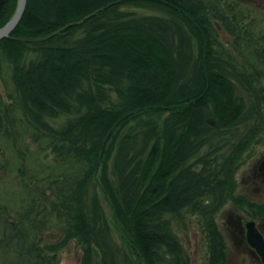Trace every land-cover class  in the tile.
<instances>
[{
    "label": "trees",
    "instance_id": "1",
    "mask_svg": "<svg viewBox=\"0 0 264 264\" xmlns=\"http://www.w3.org/2000/svg\"><path fill=\"white\" fill-rule=\"evenodd\" d=\"M13 3L0 0V27ZM235 7L28 0L14 38L85 21L44 42L0 41V154L9 157L0 172L15 186H0V264H57L49 254L72 242L81 264H189L179 234L188 214L206 237L208 264H227L217 216L244 202L236 174L264 133V39ZM216 24L238 58L216 39ZM101 195L132 256L116 247ZM256 209L264 218V204ZM52 228L61 238L44 250Z\"/></svg>",
    "mask_w": 264,
    "mask_h": 264
},
{
    "label": "rangeland",
    "instance_id": "2",
    "mask_svg": "<svg viewBox=\"0 0 264 264\" xmlns=\"http://www.w3.org/2000/svg\"><path fill=\"white\" fill-rule=\"evenodd\" d=\"M222 3L232 4L237 11H242L245 14L244 23L248 24L253 22L255 27L252 31L258 35L257 38L264 39V0H221ZM18 0H14L12 16L5 19L3 25L0 28L6 26L13 15L15 14L17 8ZM249 9V10H248ZM217 35L216 39L223 45L224 49H230L234 55L238 58L237 53L230 44V38L225 32L224 28L219 24H216ZM264 43V42H263ZM239 60V59H237ZM240 63V60H239ZM238 86V85H237ZM238 95L244 97L249 103V94L242 89L240 86L237 89ZM0 94L6 99V90L3 82L0 79ZM113 104H116V99L113 96ZM34 151V150H33ZM5 152V151H4ZM7 153V152H5ZM0 158L3 161H8L9 157L4 153L0 154ZM47 160H51V156L46 157ZM264 160V133L258 138L253 147L244 156L240 167L236 174L237 183V193L239 197L244 201L238 205L227 204L222 211L217 216V223L219 225L220 231L222 232L226 244H227V254L228 262L227 264H259L256 263L254 256L250 255V250L243 248L240 242L241 234L235 227L238 222L239 216H243L245 226L247 223L255 222L258 225H264V218L259 217L256 212V207L258 205L264 204V182L258 176L259 165ZM257 173V176L255 174ZM12 174L8 171L0 172V186L6 189L8 193L14 189L13 180L11 178ZM260 185V191L257 193L253 192L254 185ZM101 200L103 202L104 209L107 216L110 219L112 234L115 240L116 247L119 252L125 256H132V250L128 244L122 239V233L117 228V225L112 222V213L109 205L106 203L104 196L101 195ZM12 219V217H8ZM264 232V228H263ZM179 234L181 236L182 242L184 244L187 257L189 259V264H208V243L206 237L198 223L196 216L188 214L187 216V226L186 228L179 229ZM246 234L243 240L247 244ZM61 236L58 234L56 228H52L44 232L42 236L41 245L45 250L48 245L55 244L59 242ZM248 250L249 252L245 251ZM48 254V253H47ZM50 257H55L57 264H81L82 259V249L77 245V243L72 242L65 249L57 254H49Z\"/></svg>",
    "mask_w": 264,
    "mask_h": 264
},
{
    "label": "water",
    "instance_id": "3",
    "mask_svg": "<svg viewBox=\"0 0 264 264\" xmlns=\"http://www.w3.org/2000/svg\"><path fill=\"white\" fill-rule=\"evenodd\" d=\"M27 3H28V0H18L17 8H16L15 14L13 15L12 19L10 20V22L6 26H4L3 28L0 29V41L3 39H14V40L17 39V38L12 37V34L15 31V29L17 28V26L19 25L20 21L22 20V17H23L25 10L27 8ZM84 21H85V19L81 22L68 25V26L60 29L59 31H57V32H55V33H53L47 37H44V38H40V39H17V40H20L23 42H28V43L44 42L46 40H49L53 36L60 35L62 32H64L67 28L71 27L72 25H80ZM137 113H139V112H133V113L127 115L120 122H123L124 120L129 119L130 117L134 116ZM114 132H115V129H112V131L108 135V137H107V139L103 145L101 157H100V160H99L98 166H97V172L100 170V167L102 165V160H103L104 155L106 153V149H107V147H108V145H109V143L113 137ZM263 170H264V165H263ZM105 198H106V201L109 203L110 200L106 194H105ZM114 217L116 220V215H114ZM246 227H247L248 244L256 251V253L258 254V256L261 259V263L264 264V236L257 229V225L255 222L247 223ZM117 228L119 229L118 225H117Z\"/></svg>",
    "mask_w": 264,
    "mask_h": 264
},
{
    "label": "flooded vegetation",
    "instance_id": "4",
    "mask_svg": "<svg viewBox=\"0 0 264 264\" xmlns=\"http://www.w3.org/2000/svg\"><path fill=\"white\" fill-rule=\"evenodd\" d=\"M263 165H264V160L261 162V164L259 165L258 169H259V174L258 176L263 180L264 182V170H263ZM255 176H257V173L255 174ZM255 187L253 188V192L257 193L258 191H260V185L259 183L254 185ZM245 222H244V218L243 216H239V219H238V222L235 224V227L236 229L238 230V232L241 234L242 238H241V241L243 242H240L241 245L243 246V248H247L248 250H250V255L254 256L255 260H256V263H259V264H262L261 263V259L260 257L258 256V254L256 253V251L248 244V241H247V244L245 243V241L243 240V237L245 235V233H247V227L244 225ZM257 225V229L263 234L264 236V232H263V228H264V225ZM246 238H247V234H246ZM245 250L247 252H249L248 250Z\"/></svg>",
    "mask_w": 264,
    "mask_h": 264
}]
</instances>
